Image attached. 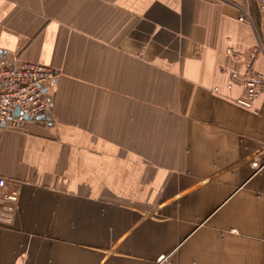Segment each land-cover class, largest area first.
I'll list each match as a JSON object with an SVG mask.
<instances>
[{
  "label": "crops",
  "instance_id": "crops-1",
  "mask_svg": "<svg viewBox=\"0 0 264 264\" xmlns=\"http://www.w3.org/2000/svg\"><path fill=\"white\" fill-rule=\"evenodd\" d=\"M243 5L0 0V55L60 72L49 122L0 130V264H264V93L228 89L264 48Z\"/></svg>",
  "mask_w": 264,
  "mask_h": 264
},
{
  "label": "built area",
  "instance_id": "built-area-1",
  "mask_svg": "<svg viewBox=\"0 0 264 264\" xmlns=\"http://www.w3.org/2000/svg\"><path fill=\"white\" fill-rule=\"evenodd\" d=\"M230 4L237 2L240 16L239 21L252 23L249 11L244 7L246 0H219ZM257 11L264 13V0H252ZM264 53L262 45L259 51L248 55L246 71L242 74L231 75L228 89L233 85H240L244 89V96L236 102L238 105L252 109L254 101L264 93V75L252 68L253 61L258 54ZM60 72L52 67L33 62H11L0 55V130L7 123L19 125L25 123L24 117L36 121L37 118L50 117L53 100L50 95ZM19 110V116L14 113ZM258 170L260 165L254 163ZM5 187V180L0 178V191Z\"/></svg>",
  "mask_w": 264,
  "mask_h": 264
},
{
  "label": "water",
  "instance_id": "water-1",
  "mask_svg": "<svg viewBox=\"0 0 264 264\" xmlns=\"http://www.w3.org/2000/svg\"><path fill=\"white\" fill-rule=\"evenodd\" d=\"M14 116L15 117H18L19 116V110H16L15 111ZM50 119H51L50 117H43V116H41V117H39V118L36 119V122H43V123L44 122H49ZM24 121L25 122H30V121H33V120H30L28 117L25 116L24 117Z\"/></svg>",
  "mask_w": 264,
  "mask_h": 264
},
{
  "label": "trees",
  "instance_id": "trees-1",
  "mask_svg": "<svg viewBox=\"0 0 264 264\" xmlns=\"http://www.w3.org/2000/svg\"><path fill=\"white\" fill-rule=\"evenodd\" d=\"M230 4L235 5V6H240L239 3L237 2H231Z\"/></svg>",
  "mask_w": 264,
  "mask_h": 264
}]
</instances>
